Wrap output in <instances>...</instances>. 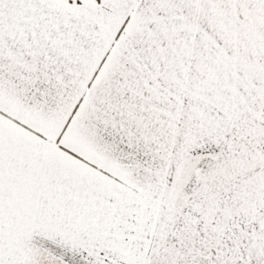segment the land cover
Masks as SVG:
<instances>
[{"label":"snow or ice","instance_id":"obj_1","mask_svg":"<svg viewBox=\"0 0 264 264\" xmlns=\"http://www.w3.org/2000/svg\"><path fill=\"white\" fill-rule=\"evenodd\" d=\"M0 264H264V0H0Z\"/></svg>","mask_w":264,"mask_h":264}]
</instances>
